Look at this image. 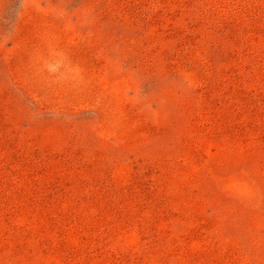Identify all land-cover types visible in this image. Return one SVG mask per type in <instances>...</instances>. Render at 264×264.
Returning a JSON list of instances; mask_svg holds the SVG:
<instances>
[{"label": "rangeland", "instance_id": "374dc122", "mask_svg": "<svg viewBox=\"0 0 264 264\" xmlns=\"http://www.w3.org/2000/svg\"><path fill=\"white\" fill-rule=\"evenodd\" d=\"M0 264H264V0H0Z\"/></svg>", "mask_w": 264, "mask_h": 264}]
</instances>
